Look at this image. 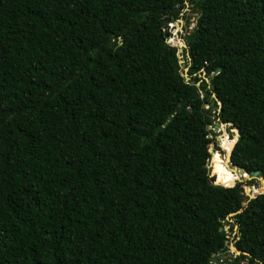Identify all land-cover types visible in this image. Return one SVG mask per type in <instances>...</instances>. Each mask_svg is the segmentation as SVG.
I'll return each mask as SVG.
<instances>
[{
    "label": "trees",
    "instance_id": "trees-1",
    "mask_svg": "<svg viewBox=\"0 0 264 264\" xmlns=\"http://www.w3.org/2000/svg\"><path fill=\"white\" fill-rule=\"evenodd\" d=\"M214 118L264 181V0H0V264H264Z\"/></svg>",
    "mask_w": 264,
    "mask_h": 264
},
{
    "label": "rangeland",
    "instance_id": "rangeland-1",
    "mask_svg": "<svg viewBox=\"0 0 264 264\" xmlns=\"http://www.w3.org/2000/svg\"><path fill=\"white\" fill-rule=\"evenodd\" d=\"M187 5V10H183V17H181V23H182V27H180V23L179 20L180 18L174 19L170 24L167 23L165 25L166 27V33L168 34L169 38L167 40V43L173 47H175V52L178 58V64L180 66V69H182L183 74H186V70L187 68L185 67V63H186V59H185V39L184 36H186L191 28L193 27L194 24V20L196 18V11L193 10V7L191 4H186ZM189 10V11H188ZM184 17H186V19L184 20ZM179 30H181V34L178 33ZM198 78L204 80V82L206 81V78L204 77V75L200 74L198 75ZM213 112V109L210 110V113ZM215 118L214 121L212 123V127L210 128V130L214 133L216 131H223L225 134V137L223 139V137H219V136H215L214 135V141L212 142V144H210L208 146L207 152H209V148L213 147L215 149V152L218 153L220 159L223 161V165L225 168L228 169V171H231L232 173H236V171H234L233 169H230L229 166L226 164V161L224 159L225 153L224 150H222V148L219 145V139L221 138L222 142L226 141V137L227 138H231L232 137V133H228L227 126H218V127H214V122H215ZM237 174V173H236ZM240 178V179H239ZM238 179L234 180L230 186L234 185L236 182L238 183H245L248 180H244L242 177H239ZM225 182V181H224ZM226 183V182H225ZM218 184V183H216ZM227 184V183H226ZM218 185H222V184H218ZM224 186V185H222ZM229 186V187H230ZM224 187H228V186H224ZM244 187V186H243ZM251 188L257 189L260 187V184L258 182V180L256 178H254V180H252V185L250 186ZM227 252H231V250H229L227 248Z\"/></svg>",
    "mask_w": 264,
    "mask_h": 264
},
{
    "label": "water",
    "instance_id": "water-1",
    "mask_svg": "<svg viewBox=\"0 0 264 264\" xmlns=\"http://www.w3.org/2000/svg\"><path fill=\"white\" fill-rule=\"evenodd\" d=\"M182 76H183L185 82H188L189 84H191V82H189V77L186 74H184ZM196 85H198V83H196ZM212 103L213 102L210 101L209 104L212 105ZM216 104L218 106L220 105L218 101H216ZM218 126H227L228 127V131L230 133H232V135L234 136L233 142L230 143V149H229V151L227 153H225V156H224L226 164L229 166L230 169H233L234 171H236L238 173V175H241V177L244 180H248L249 181V180H254V178H256L258 180L259 184H260V187L257 188V189H254V188H251V187H244L243 188V198H242V203H241V205L243 206V205H245L247 200L252 199L255 195H257L258 193H260L264 189V181L262 180V178L259 176V174L257 172H253L250 175L245 174L244 171L240 167L235 166V165H233L230 162L231 150H232V147L234 145L235 138H236L237 134H236V131H235V129L233 127H229L226 123L221 122L219 119H216V121L214 122V127H218ZM214 135L221 137V136L224 135V132L219 130V131L214 132ZM208 153H209V156L206 158V161H205L206 175H207L208 183L215 185L216 184L215 183V175L211 174L212 167L210 165L211 164L210 155L215 153V149L213 147H210ZM233 214L234 213H232L230 215H233ZM224 244L227 246V248L229 250H231V252H226L225 254H219L217 256L218 259L213 261L212 264H220V262L224 258H229L232 255H239L240 252L237 251L233 247L232 244H228L227 242H225Z\"/></svg>",
    "mask_w": 264,
    "mask_h": 264
},
{
    "label": "flooded vegetation",
    "instance_id": "flooded-vegetation-1",
    "mask_svg": "<svg viewBox=\"0 0 264 264\" xmlns=\"http://www.w3.org/2000/svg\"><path fill=\"white\" fill-rule=\"evenodd\" d=\"M186 4H188V2L186 1L185 2V4H184V6L180 9V13H179V16H181V17H183V10H187V5ZM189 11V10H188ZM186 19V17H184V20ZM182 21H181V18H180V20H179V23L181 24L180 25V27H182V23H181ZM178 33H180L181 34V30H179V32ZM227 132L228 133H230L229 131H228V129H227Z\"/></svg>",
    "mask_w": 264,
    "mask_h": 264
},
{
    "label": "bare ground",
    "instance_id": "bare-ground-1",
    "mask_svg": "<svg viewBox=\"0 0 264 264\" xmlns=\"http://www.w3.org/2000/svg\"><path fill=\"white\" fill-rule=\"evenodd\" d=\"M222 137H223V139H224L225 134H224ZM223 143H225V142H223ZM210 162H211V160H210ZM210 165H212V163H211ZM225 169H226V171H227L226 173H229L230 175H237L238 177H240V175H238V173H237V174H233L232 172L228 171L227 168H225ZM211 174H213L212 170H211ZM239 179H240V178H239Z\"/></svg>",
    "mask_w": 264,
    "mask_h": 264
},
{
    "label": "built area",
    "instance_id": "built-area-1",
    "mask_svg": "<svg viewBox=\"0 0 264 264\" xmlns=\"http://www.w3.org/2000/svg\"><path fill=\"white\" fill-rule=\"evenodd\" d=\"M170 24V23H169Z\"/></svg>",
    "mask_w": 264,
    "mask_h": 264
}]
</instances>
